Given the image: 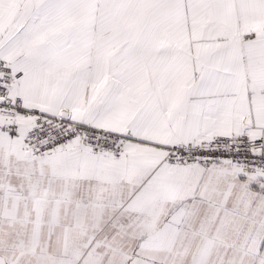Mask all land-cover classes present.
<instances>
[{"label": "snow or ice", "instance_id": "1", "mask_svg": "<svg viewBox=\"0 0 264 264\" xmlns=\"http://www.w3.org/2000/svg\"><path fill=\"white\" fill-rule=\"evenodd\" d=\"M0 264H264V0H0Z\"/></svg>", "mask_w": 264, "mask_h": 264}]
</instances>
